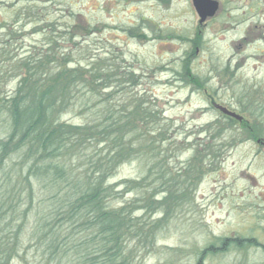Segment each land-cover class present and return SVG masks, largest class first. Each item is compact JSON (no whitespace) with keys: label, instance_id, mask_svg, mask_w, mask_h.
I'll return each instance as SVG.
<instances>
[{"label":"rangeland","instance_id":"rangeland-1","mask_svg":"<svg viewBox=\"0 0 264 264\" xmlns=\"http://www.w3.org/2000/svg\"><path fill=\"white\" fill-rule=\"evenodd\" d=\"M220 1L224 12L199 26L192 0H0L1 104L17 91L21 63L53 49L56 65L79 68L91 82L73 88L62 121L112 114L134 127L126 138L135 150L108 178L111 204L132 203L143 226L166 219L152 242L128 240L133 264H264V150L256 142L264 141V0ZM148 110L151 122L141 118ZM9 126L0 106V137ZM110 149L101 143L92 152L104 157ZM81 162L74 159L78 171L87 168ZM177 175L190 183L180 205L163 213L154 207L168 194L162 183ZM33 186L37 196L9 264L48 261L31 232L54 200L42 182ZM226 237L245 240L220 247Z\"/></svg>","mask_w":264,"mask_h":264},{"label":"trees","instance_id":"trees-1","mask_svg":"<svg viewBox=\"0 0 264 264\" xmlns=\"http://www.w3.org/2000/svg\"><path fill=\"white\" fill-rule=\"evenodd\" d=\"M52 51L21 63L24 76L15 95L4 104L0 102L10 118L7 136L0 137V264H9L20 250L18 235L25 227L23 218L37 196L34 180L49 188L54 200L52 209L42 212L31 232L32 239L43 248L46 264H133L134 250L128 248V240L136 239L143 245L152 242L154 230L166 219L143 226V218L135 215L137 209H132V203L111 204L115 186L108 183V178L135 150L134 138H126L134 127L130 128L122 116L112 114L100 122L62 121V110L74 102L73 88L91 82L79 68L56 65ZM148 112L141 116L143 120L151 119L152 111ZM101 143L111 147L109 155L98 157L92 152ZM15 154L18 160L12 163L14 167L7 166ZM75 158L82 159L87 168L76 170ZM189 183L188 178L179 180V175L169 183L163 182L168 194L154 207H161L163 213L170 207L172 213ZM149 197H140L147 206H151ZM23 199L28 202L26 208H22ZM14 221L18 223L15 226ZM219 240L220 247L228 243L241 247L245 238ZM246 241L255 243L250 238ZM216 247L211 244L206 251L213 252Z\"/></svg>","mask_w":264,"mask_h":264},{"label":"water","instance_id":"water-1","mask_svg":"<svg viewBox=\"0 0 264 264\" xmlns=\"http://www.w3.org/2000/svg\"><path fill=\"white\" fill-rule=\"evenodd\" d=\"M193 5L200 16V21H205L208 17H213L220 9V3L218 0H192ZM216 107L224 114L230 115L239 121L243 120V116L229 110L227 107L216 104Z\"/></svg>","mask_w":264,"mask_h":264},{"label":"flooded vegetation","instance_id":"flooded-vegetation-1","mask_svg":"<svg viewBox=\"0 0 264 264\" xmlns=\"http://www.w3.org/2000/svg\"><path fill=\"white\" fill-rule=\"evenodd\" d=\"M219 2H220V9L217 11V13L213 16V17H215L219 12L221 13V12H224V10H223V6H222V4H221V1L220 0H218ZM222 9V10H221ZM213 17H208L205 21H203V22H201L200 21V18H199V26H206L211 20H212V18ZM229 108V107H228ZM229 109H231V110H233L232 108H229ZM227 118H231V117H229V116H226ZM233 119V118H232ZM256 142L260 145V146H262L261 148V151H263L264 150V141H262V140H256Z\"/></svg>","mask_w":264,"mask_h":264}]
</instances>
